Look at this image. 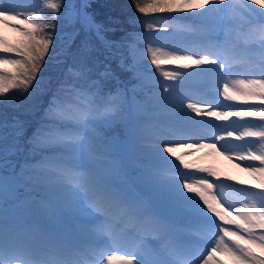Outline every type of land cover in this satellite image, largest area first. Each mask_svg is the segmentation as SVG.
<instances>
[{
  "label": "snow or ice",
  "instance_id": "snow-or-ice-1",
  "mask_svg": "<svg viewBox=\"0 0 264 264\" xmlns=\"http://www.w3.org/2000/svg\"><path fill=\"white\" fill-rule=\"evenodd\" d=\"M90 7L88 0H43L32 8L0 0V26L16 33L10 39L0 32V103L14 91L28 94L50 53L57 54L61 12L74 28L69 47L81 32L113 46ZM135 7L160 17L147 23L148 30L162 22L165 33L206 36L202 50L170 45L168 52L152 46L146 54L134 52L128 83L114 89L105 86L117 79L110 67L95 79L84 68L73 76L88 80L86 87L65 81L45 92L46 106L30 135L23 122L0 124L14 138L0 158V264H264V151L225 147L233 137L264 143V0H145ZM189 17L197 23L185 24ZM142 36L147 41L149 33ZM80 47L87 49L88 40ZM241 53L250 62L238 72L235 57ZM146 58L168 83L153 77L146 90L138 68ZM191 77L212 98H186L179 89ZM197 124L220 132L213 142L189 144L148 135L164 126L183 137ZM113 126L122 129V143L107 135ZM177 147L206 150L203 156L219 151L238 167L244 164L258 182L248 188L236 181L237 202L228 204L214 192L219 174L186 160L190 151L176 155ZM157 161L170 167H156ZM129 164L139 179L136 188L118 179ZM190 218L197 229L181 223ZM187 233L205 240L204 247L192 248L182 238ZM104 241L107 246L98 248Z\"/></svg>",
  "mask_w": 264,
  "mask_h": 264
},
{
  "label": "rangeland",
  "instance_id": "rangeland-1",
  "mask_svg": "<svg viewBox=\"0 0 264 264\" xmlns=\"http://www.w3.org/2000/svg\"><path fill=\"white\" fill-rule=\"evenodd\" d=\"M141 3H144V0H138ZM8 1L5 0V3H7ZM67 2V0H66ZM73 2L77 3V0H73ZM12 3L14 5H18L20 8H27L28 6H31L32 2L30 0H12ZM30 8V7H29ZM32 8V7H31ZM65 11H67V9H65ZM62 14L64 12H61ZM27 14V13H25ZM65 18V16H64ZM65 24L73 29V26H70L68 20L65 18ZM0 32H4L6 35H8V37L10 39H14L16 37V33L13 32L10 28L9 29H4L2 26H0ZM91 38L93 39V35L91 36ZM69 38H66L64 36V34L58 32L57 29V37H56V41H64L67 42ZM87 39V37L85 38ZM54 42L53 45V51L55 53H57L56 55H52L50 53L49 58L47 59L46 63H50V62H54L55 64H57L59 62V52L57 51V47H56V43ZM89 44H91L88 41ZM134 45V49H136V45H140L139 43L137 44V42L135 40H130L127 41L125 44H119L117 43V45L108 48L111 49L113 51V53L116 54V56H122L125 63H121L119 65V68L116 69L114 71V73H116V80H108L105 82V86L106 89H114L117 83H121V84H125L126 82L129 81V77L132 75L131 72L127 71V66L131 65L134 63V55L132 54L133 49H131ZM68 46V45H67ZM244 47V46H242ZM147 48L148 46H144L142 48V52H144L146 54L147 52ZM168 50L163 51V52H168ZM85 53V52H84ZM90 58H92L93 60V66L92 69H97V61L99 60L97 57H94L93 55H90L88 53H86ZM136 56H139L136 55ZM129 60L131 61V63H129ZM148 61H150V58H146L142 61V63H147ZM46 63L44 64V66L42 67L40 73H39V79L38 81H36L33 85V87L31 88V90L29 91L28 94L26 95H22L20 94L18 91H14V94H20V95H13L12 93L9 94V96L12 95L13 99H9L7 98L6 102L4 103L6 106H8L9 110H8V117L4 120L3 123L7 122L8 123V119H13L16 121H20L23 122L25 129H26V134H29L32 132V130L36 127L37 123L39 122L42 113H43V108L45 107L46 103H47V99L48 96L45 94L46 91H50V90H54L56 87L59 86V84L63 83L64 81H66L67 79H77L76 81H73L72 83H76L77 85L80 86H84L86 87L88 84V80L85 79H80V78H76L73 75L67 76L64 71L61 69H56V65L52 64V66L50 67H46ZM88 63H90L88 61ZM81 64L76 65V68H80ZM176 66H164L163 67V71H167V70H171V68H175ZM105 65L100 66V63L98 65V70L97 71H92L90 72L91 78L95 79L99 76L100 73H102L105 70ZM240 69V68H239ZM237 69V71H244V70H239ZM179 70V69H177ZM74 72L72 71V74ZM160 73V75H162V72H158ZM157 74V72H156ZM159 75V74H158ZM238 78H243L242 76H238ZM197 80L199 81L198 77H191L189 79L185 80V84L186 85H194L196 86V83H192V81ZM195 82V81H194ZM168 83V82H167ZM145 86H146V90L150 91L152 89V83L150 81L145 82ZM143 96V95H142ZM141 96V97H142ZM222 100V99H221ZM255 103V102H253ZM3 103H0V105H2ZM239 106V105H237ZM191 115L195 116L194 113H192ZM197 120L200 119H204L207 121H210L211 124H217L218 121L215 120L214 117H196ZM221 123V122H220ZM242 123V122H240ZM204 126H210L209 124H202ZM159 127V126H156ZM155 128V127H154ZM153 129V128H152ZM241 131L243 129H240ZM154 132V131H153ZM7 133L6 128H0V137L5 138ZM153 134V133H151ZM107 135L113 139V141L115 143H122L123 142V132L122 129L117 127V126H113L111 129L107 130ZM150 136V135H149ZM151 138H154L153 136H150ZM238 146H242L244 145V142H237L235 140V138H231ZM4 139H0V144L2 143ZM205 143H210V140H207V142ZM13 146V141H9L5 142L4 145L0 146V157H3V155L5 154L6 151L10 150V148ZM219 148V146H218ZM253 148L255 151L260 152V151H264V145L262 143H253ZM191 152V155H186L185 159H191L193 157H195L196 153H199L198 155H196V160L195 162L197 163H201L203 164V162L208 161V163L210 164L209 166H211L218 174H219V180L216 181V185L214 187L216 193L218 195H224L226 193V196H231L232 199L230 201H225L228 204H235L237 202L236 197L233 198V194L235 195L236 192L234 190L235 186H239L236 185L235 182L236 181H243L244 184H246V182H253L252 179V175L243 170L244 164L243 166L238 167L237 164H234V160H229L227 158H224L223 156H218V154L213 153L210 156H203V150H199V151H191V150H179L176 149V155H180L182 153L185 152ZM219 152V151H217ZM168 155V154H165ZM118 159V158H117ZM169 160H175L174 157L172 156H168ZM161 162L163 161H157L156 162V167L161 165ZM175 163H179L178 161H175ZM217 163V164H216ZM166 165V164H164ZM169 166V165H166ZM170 167V166H169ZM181 171H184L182 166H181ZM126 176H129L130 180H131V188H134L133 186H138L139 184V179L138 176L134 170V166L129 164V166L126 168V172L122 173L121 176L118 178L119 182L122 184L123 180L126 178ZM231 177L232 180L228 181L227 178ZM195 178V177H193ZM210 179H215V178H210ZM231 185V186H229ZM125 187V186H124ZM217 187V188H216ZM129 188V187H126ZM233 193V194H232ZM225 196V197H226ZM106 242V241H104ZM201 243L204 245L206 243L205 240H202ZM102 247L107 246V243H105V246L101 245ZM109 254H116V255H120L122 253H109ZM217 257L219 259H225L224 257L220 256L219 253L216 254Z\"/></svg>",
  "mask_w": 264,
  "mask_h": 264
},
{
  "label": "trees",
  "instance_id": "trees-1",
  "mask_svg": "<svg viewBox=\"0 0 264 264\" xmlns=\"http://www.w3.org/2000/svg\"><path fill=\"white\" fill-rule=\"evenodd\" d=\"M96 7L101 8V11H106V13L104 14V12L101 13V15H106L109 14H113L115 12L119 13V18H122V21L125 20L126 22L125 25L128 26V19H125V15L126 13L123 10L124 6H128V5H132L135 6L136 3H138V0H96ZM98 2V4H97ZM128 4V5H127ZM95 6L93 5V10H94ZM96 10V9H95ZM128 23V24H126ZM121 26V25H120ZM120 28V27H119Z\"/></svg>",
  "mask_w": 264,
  "mask_h": 264
}]
</instances>
